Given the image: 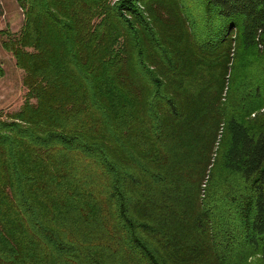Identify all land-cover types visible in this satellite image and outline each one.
I'll list each match as a JSON object with an SVG mask.
<instances>
[{"label": "trees", "instance_id": "1", "mask_svg": "<svg viewBox=\"0 0 264 264\" xmlns=\"http://www.w3.org/2000/svg\"><path fill=\"white\" fill-rule=\"evenodd\" d=\"M14 1L0 264H264V0Z\"/></svg>", "mask_w": 264, "mask_h": 264}, {"label": "rangeland", "instance_id": "2", "mask_svg": "<svg viewBox=\"0 0 264 264\" xmlns=\"http://www.w3.org/2000/svg\"><path fill=\"white\" fill-rule=\"evenodd\" d=\"M0 31L17 34L23 24V14L14 0L0 1ZM6 35L0 34V118L19 110L26 98L27 90L22 84L23 72L16 68L11 55L6 53L1 42Z\"/></svg>", "mask_w": 264, "mask_h": 264}]
</instances>
